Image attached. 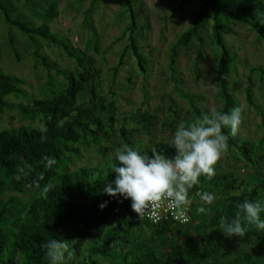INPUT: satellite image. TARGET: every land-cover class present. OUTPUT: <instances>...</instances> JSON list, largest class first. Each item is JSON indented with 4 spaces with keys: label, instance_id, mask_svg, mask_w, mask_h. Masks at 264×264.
<instances>
[{
    "label": "trees",
    "instance_id": "1",
    "mask_svg": "<svg viewBox=\"0 0 264 264\" xmlns=\"http://www.w3.org/2000/svg\"><path fill=\"white\" fill-rule=\"evenodd\" d=\"M121 1L125 5L128 25L117 38H125L126 44L116 63L109 68L113 81L129 53L140 71L146 70L145 58L137 41V15L131 0ZM187 1L179 0L174 11ZM197 1L199 6L191 25L179 34L171 50L170 67L173 69L178 46H189L194 40L199 47L204 44L201 29L210 14L211 36L219 53L215 73L223 102L219 111L230 112L237 107L227 78L234 58L224 38L222 19L247 24L264 39V0ZM16 12L13 0H0V14L7 24L16 27L32 42L39 37L59 47L75 59L76 67L71 71L56 69L65 78L60 90L49 98L36 99L25 105L6 101L9 96L27 95L22 87L24 80L0 69V115L14 109L24 120L42 124L40 127L21 124L0 130V205H3L2 196L8 190L20 194L30 190L36 192L25 211L4 224L1 223L4 217L0 209V264H49L44 245L52 239L66 241L74 249L72 264H102V261L109 264H203L205 258L211 256L213 261L208 260L206 264H258L259 259L251 253L237 250L228 261L222 262L220 259L230 253L222 252V230L215 232L222 220L230 222L234 218L237 203L245 199L264 201V177L258 170L246 179L234 172H216L212 180L202 176L201 183L189 192L193 202L186 214L187 222L179 218L151 222L137 217L130 207V200L104 193L105 184L115 178L111 170L114 158L69 170L73 157L81 154L80 146L89 142L97 146L106 137L116 134L127 147L140 149V143H135L128 136L125 124L115 130L117 106L114 93L110 91L103 96L98 91L96 82L100 74L85 54L59 38L48 23L31 26L26 20L16 17ZM11 46L13 48V42ZM35 56L46 70L53 68L45 55L35 51ZM250 71L264 76L262 66L253 67ZM177 92L191 105L196 119L205 115L196 102L197 94L181 88ZM245 98L249 106L253 105L251 84L245 88ZM170 111H173V105ZM149 118V113L143 108H138L129 117L136 127L144 128H147ZM224 132L230 135L227 129ZM228 144L254 167L264 158L255 154L256 145L234 138H229ZM154 148L167 156L174 155L168 144L158 142ZM45 156L57 160L50 170L44 167ZM44 188L48 189L46 193ZM214 188L217 189L215 195L220 207L204 205L208 208L207 214L197 213L196 209L202 205L198 195L201 192L213 193ZM105 201L108 202L107 207L101 210L99 205ZM195 221L197 224L194 226L202 230L200 238L186 233ZM245 227L248 230L243 238H255L264 249V234L252 226ZM173 229L179 235L174 237Z\"/></svg>",
    "mask_w": 264,
    "mask_h": 264
},
{
    "label": "rangeland",
    "instance_id": "2",
    "mask_svg": "<svg viewBox=\"0 0 264 264\" xmlns=\"http://www.w3.org/2000/svg\"><path fill=\"white\" fill-rule=\"evenodd\" d=\"M13 1L17 7L16 17L26 20L31 26L48 23L59 38L85 54L100 74L96 82L98 91L103 96H107L110 91L114 93L117 106L115 130L125 124L128 136L135 143H140V149L149 150L158 142L168 144L179 126L198 120L191 105L178 94V88L197 94L196 102L204 114L222 108L223 102L215 79L219 53L211 36L210 14L201 29L204 44L199 47L194 40L189 46H178L173 69L170 67L171 50L179 34L191 25L199 6L197 0H188L175 11L179 0H131L138 18L137 41L145 58L146 70L140 71L129 53L115 81L111 78L109 68L116 63L119 52L126 44L125 38H117L128 25L125 5L121 0ZM222 29L234 58L233 68L227 78L237 107L242 110V124L238 133L235 137L229 135V138L256 145L255 154L264 156V76L250 71L253 67H264V39L247 24L226 18L222 19ZM35 51L45 55L53 68L46 70L35 56ZM75 67V59L62 49L39 37L32 42L16 27L7 24L0 14V69L6 74L22 78V87L27 93L26 96H9L7 102L25 105L36 99L49 98L53 92L60 90V84H65L64 75L56 72V69L71 71ZM248 84H251L253 94L251 106L245 98ZM138 108L145 109L150 115L147 128L136 127L135 122L129 119ZM21 124L42 125L40 121L24 120L14 109L0 115V130ZM126 147L116 134L106 137L97 146L89 142L80 146L81 154L73 157L68 168L73 170L104 162L114 158L117 150ZM215 168L216 172H234L244 179L258 170L264 177V158L254 167L240 157L234 146H229L228 152ZM216 190L214 188V194ZM35 195L36 192L32 190L23 194L13 190L5 192L2 196L4 203L0 205L4 217L1 223L23 213ZM212 205L220 207L217 196ZM195 223L187 228L186 233L190 237L200 238L202 230L196 228ZM221 228L222 225L216 227L215 232ZM173 232L174 237L179 235L174 229ZM180 239L183 240L182 237ZM220 244L222 252L230 253L220 259L222 262L228 261L235 250L251 253L259 259L258 264L264 261V249L255 238L247 240L223 234ZM208 260L212 262V256L205 258L203 264ZM71 261L68 264H72ZM101 263L109 264L105 261Z\"/></svg>",
    "mask_w": 264,
    "mask_h": 264
},
{
    "label": "clouds",
    "instance_id": "3",
    "mask_svg": "<svg viewBox=\"0 0 264 264\" xmlns=\"http://www.w3.org/2000/svg\"><path fill=\"white\" fill-rule=\"evenodd\" d=\"M242 124V110L233 108L230 112L213 110L201 119L179 126L168 143L174 155L167 156L156 148L141 150L132 146L121 148L114 154L115 162L111 170L115 178L105 184L103 192L111 197L130 200V207L137 217L143 218L149 210H158L163 201L177 210L185 222V213L191 209L193 198L189 192L201 183L203 176L212 180L216 175V164L229 150V135L235 137ZM46 131V129H45ZM44 167L52 169L57 160L45 156ZM47 188L43 189L46 193ZM202 205L196 209L199 214H207L216 196L201 192ZM122 202V201H121ZM107 201L99 205L107 207ZM237 211L230 222L221 221L222 232L227 237L247 235V227L252 226L264 234V201L247 200L236 204ZM159 219V217H157ZM49 264H68L75 255L74 249L66 241L52 239L44 245Z\"/></svg>",
    "mask_w": 264,
    "mask_h": 264
},
{
    "label": "built area",
    "instance_id": "4",
    "mask_svg": "<svg viewBox=\"0 0 264 264\" xmlns=\"http://www.w3.org/2000/svg\"><path fill=\"white\" fill-rule=\"evenodd\" d=\"M187 214V212L185 213V215ZM187 216V215H186ZM157 217H159V219H157ZM144 219H147L151 222H160V221H169L171 219H180L181 221H184V219L182 217L179 216L178 211L177 210H173L170 209L168 207V201H163L162 202V207L158 210H152L149 209L144 217Z\"/></svg>",
    "mask_w": 264,
    "mask_h": 264
}]
</instances>
